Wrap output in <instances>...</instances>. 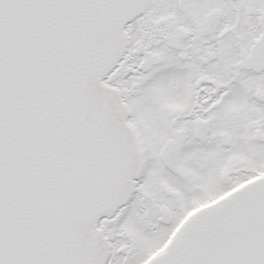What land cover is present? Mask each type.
Instances as JSON below:
<instances>
[{
    "label": "snow or ice",
    "instance_id": "6c2138e0",
    "mask_svg": "<svg viewBox=\"0 0 264 264\" xmlns=\"http://www.w3.org/2000/svg\"><path fill=\"white\" fill-rule=\"evenodd\" d=\"M0 264H264V0H0Z\"/></svg>",
    "mask_w": 264,
    "mask_h": 264
}]
</instances>
